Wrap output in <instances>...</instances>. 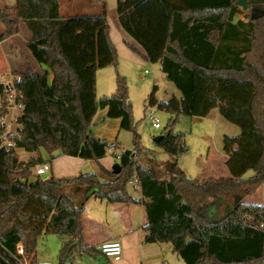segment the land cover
<instances>
[{"label": "trees", "instance_id": "obj_1", "mask_svg": "<svg viewBox=\"0 0 264 264\" xmlns=\"http://www.w3.org/2000/svg\"><path fill=\"white\" fill-rule=\"evenodd\" d=\"M102 7L96 16H62L59 0H15L13 7L0 10V41L16 34L22 23L30 35L27 50L44 67L16 73L22 108L16 136H9L15 146L0 148V256L19 264L15 252L21 243L33 264L41 234L64 238L60 264L75 252L101 253L83 240L84 205L95 197L142 202L144 242L171 243L185 264H264V208L244 202L264 185V61L250 58L264 12L244 21L235 18L240 12L235 0L116 1L118 24L138 45L129 47L144 60L159 62L180 92L179 98L158 100L153 85L147 96V102L171 114L158 145L173 170H164L166 177L159 179L136 159L138 135L124 78H117L112 95H95L96 68L104 61L116 63ZM5 88L0 82L2 99ZM214 108L240 130L222 137L229 176L189 178L177 167L178 156L188 150L185 133L172 126L180 114L205 117ZM98 109L132 132L136 152L124 149L116 161L119 172L98 166L97 172L73 178L34 174L30 179L31 168L42 159L25 163L16 149L95 161L105 156L109 143L90 128ZM2 133L0 126V139ZM248 170L253 175L244 177ZM134 173L142 200L128 191Z\"/></svg>", "mask_w": 264, "mask_h": 264}, {"label": "rangeland", "instance_id": "obj_2", "mask_svg": "<svg viewBox=\"0 0 264 264\" xmlns=\"http://www.w3.org/2000/svg\"><path fill=\"white\" fill-rule=\"evenodd\" d=\"M66 0H59V12L63 16H74L85 13L86 15L96 16L103 10V4L106 7V24L108 25L109 37L116 53V63L113 64L109 60L104 61L98 66L94 73L95 88L99 96L112 95L115 92L116 80L118 77L124 78L127 85L128 99L132 105V118L134 130L138 135V157L139 163L145 164V157L148 154L154 155L156 161H162L166 158V152L154 141V137L160 135L164 127L167 125L171 114L164 110H157V116L160 119L161 128L155 129L143 119L144 105L147 102L152 86L156 85L155 95L159 99H168L173 95H179L180 92L174 84L167 80L165 74L160 69V63H150L134 52L126 41L134 43L129 37L125 36L120 29L116 14L117 0H92L85 4L84 0L71 1L64 3ZM88 1V0H87ZM237 2V0H235ZM263 2V3H262ZM246 8L243 9L240 5V12L235 18L248 20L251 15L261 16L264 12V1L262 0H245ZM15 5V0H0V10L11 8ZM257 28V38L255 49L250 57L252 61H264V18L260 19ZM22 26V25H20ZM3 32V25L0 21V34ZM22 27L19 36L16 34L8 37L0 45V82L6 84L16 76V57L20 58L24 63L28 64L29 56L26 52L27 43L24 42ZM126 39V41H125ZM6 54H3L4 52ZM17 51V54H16ZM145 70L151 73H145ZM5 98V97H4ZM4 99H1V101ZM4 103V102H1ZM3 105V104H2ZM2 109L3 114L5 110ZM19 110V109H18ZM14 110L8 112L5 116V121L10 123L11 131L16 132L18 123L16 118L21 111ZM214 109L213 115L217 112ZM212 119H204L198 116H189L180 114L176 117V121L172 126L174 132H184L185 142L188 150L179 155L177 158L178 166L183 170L184 174L189 178L200 176V171L205 167L206 158L209 155L214 156L222 150V137L224 134L237 136L240 133L239 128L226 121L221 117L220 123L214 125ZM120 139L123 146L127 149L135 150L136 146L133 143V135L131 131L121 130ZM19 157H22V151H16ZM153 157V158H154ZM139 158V159H138ZM156 165H158L156 163ZM153 167H156L155 165ZM34 166L31 168V176H33ZM84 171V172H83ZM155 173V169L153 168ZM217 171V170H216ZM95 172V168L91 163L83 168L81 173ZM216 173H219L218 171ZM215 174V173H214ZM49 175L46 171L41 177L45 178ZM218 175H222L219 173ZM253 175L252 170H248L244 177ZM128 189L132 194L137 192L133 189L132 184H128ZM257 193V194H256ZM256 194V195H254ZM253 195L244 198V202L263 201L264 204V188L257 190ZM63 237L55 234H41L37 237L36 242V261L38 264H60L58 254L63 241ZM21 244V243H20ZM22 245V244H21ZM23 260L28 264L30 258L25 254ZM117 261L110 259L109 261L101 256L88 257L85 254L75 253L71 261H65L61 264H116ZM35 264V263H33ZM170 264H185L183 260L174 253Z\"/></svg>", "mask_w": 264, "mask_h": 264}, {"label": "crops", "instance_id": "obj_3", "mask_svg": "<svg viewBox=\"0 0 264 264\" xmlns=\"http://www.w3.org/2000/svg\"><path fill=\"white\" fill-rule=\"evenodd\" d=\"M73 1L75 2L79 0H73ZM84 1L85 4L87 5V3L92 0H88V1L84 0ZM63 2L66 3L68 1L66 0ZM80 15H86V14L82 13ZM20 25L22 26L19 27V31L16 33V39L17 36H19L20 31L23 27L25 32L22 34V36L24 38V42L27 43L30 39V35L26 27L22 23ZM120 29L125 36L133 40L129 35H127L122 30L121 27ZM108 37H109V31H108ZM109 40L111 42L110 37ZM4 41L5 40L0 41V45ZM126 43L128 45L138 46L135 42L132 44L126 41ZM1 50L2 49L0 48V52ZM140 50L142 51L141 48ZM26 52L29 56V60L27 61L28 64L24 63L17 56L16 73L23 72L27 69H31L32 71H40L42 68H44L33 59V57L31 56V54L27 49ZM3 54H6V52H4ZM49 78H51V74L49 75ZM115 89H116V85H115ZM95 95L96 98L100 97L97 93L96 88H95ZM173 96L179 98L180 94ZM155 97L158 100H163V99H159L156 95ZM214 109H212L207 116L202 118L212 119L213 123H215L214 125H218L220 123L221 115L218 110L213 115ZM18 111H21V109H19ZM105 113H106L105 109H98L93 115L90 122V128L93 134L101 139L106 140L110 145V147L106 151L105 156L99 158L97 161L92 159H83L80 157H75L70 155H57V152H53L52 153L53 157H51L43 149H40L37 152H27L23 149H16V151L18 150L22 151V155H21L22 157H19L17 155L19 160L24 161L25 163H29L32 157H40L42 159V162L48 163L49 169L47 171L49 172V175L63 179L73 178L75 176H78L79 174H81L83 168L87 166V163H91L94 166L95 172L98 171V166H102L103 168L110 170L112 164L118 160L117 153L119 152V150L120 149L124 150L127 148L123 146V143L120 139V131L122 130L120 128V119L107 117ZM166 155H167L166 158L162 161H158V160L156 161L154 155L152 154H148L145 157L146 163L144 165L151 166L152 168H154L155 175L159 179H164L166 177V172L173 170L172 161L170 160V157L167 153ZM137 157L138 154L136 158ZM226 159L227 156L222 152V150L214 154V156L209 155L206 158L205 167H203V171H200L199 173L201 175L197 176L196 178L228 177L229 173L225 165ZM156 163L158 165H156ZM154 165L156 167H153ZM177 167L179 168L178 163H177ZM216 170L222 175H218L219 173H216L217 172ZM181 171L183 172V170ZM32 178L33 176L30 177V179ZM130 184H132L133 189L137 193L132 194L129 191V189L128 191L132 194L134 198L142 200L140 187L136 188L135 183H130ZM263 188L264 185L260 187L258 191ZM251 203H258L262 205V207L264 208L263 201L261 200L254 201ZM81 221L83 227L84 244L88 246H93L96 249H98V245L106 240H117L121 243L123 251L120 259L116 260L117 261L116 264H170V261L172 260L173 255L175 253L172 249L171 243L169 242H152V243L144 242V236L146 234L144 226L147 223V217H146L145 207L142 202L140 203L107 202L103 199L91 197L84 205ZM75 253L85 254L89 258L93 256L101 255L105 257L108 261L110 260V258L104 256L102 253L99 252H96L94 254H86L83 252H75ZM34 263L38 264L36 261V254H35Z\"/></svg>", "mask_w": 264, "mask_h": 264}, {"label": "built area", "instance_id": "obj_4", "mask_svg": "<svg viewBox=\"0 0 264 264\" xmlns=\"http://www.w3.org/2000/svg\"><path fill=\"white\" fill-rule=\"evenodd\" d=\"M145 73L149 74L151 73V71L145 70ZM17 80H19V76H15L13 80L7 82L5 84L6 88H5L4 100L1 101L2 98L0 97V108H3V110H5L3 114L0 115V126L3 127V133L0 139V148H12L15 146L14 139L10 138L9 136L11 134L16 136V132L13 133L11 131L10 123L5 121V116L8 112L11 113L14 110H18L22 108V103L20 101L22 96L21 93L15 87V81ZM157 110H158L157 106L152 105L149 102H146L144 105L143 119L145 122H148L155 129L161 128L160 119L157 116ZM123 151H124L123 149H120L119 152L117 153V157H119V155ZM133 152L135 153L136 150H133ZM48 169H49L48 163L41 162L34 166L33 173L35 175L41 176ZM129 183H135L136 188H139L138 178L135 173L133 174L132 179L129 181ZM98 249L104 256L112 259L113 261L120 259L123 251L121 243L117 240L103 241L98 245ZM15 254L21 256V258L19 259V264H28L26 261L23 260L24 250L21 244L17 245Z\"/></svg>", "mask_w": 264, "mask_h": 264}, {"label": "water", "instance_id": "obj_5", "mask_svg": "<svg viewBox=\"0 0 264 264\" xmlns=\"http://www.w3.org/2000/svg\"><path fill=\"white\" fill-rule=\"evenodd\" d=\"M262 1V0H261ZM237 4L240 5L243 9L246 8L245 0H237ZM163 135H157L153 139L155 142H158ZM111 170L113 173H118L120 170V166L117 162L113 163L111 166ZM0 264H8V262L0 256Z\"/></svg>", "mask_w": 264, "mask_h": 264}]
</instances>
